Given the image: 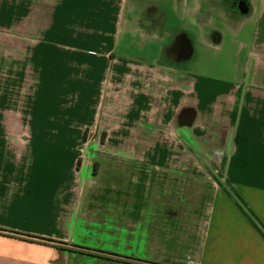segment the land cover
<instances>
[{
	"label": "crops",
	"instance_id": "0c3cea01",
	"mask_svg": "<svg viewBox=\"0 0 264 264\" xmlns=\"http://www.w3.org/2000/svg\"><path fill=\"white\" fill-rule=\"evenodd\" d=\"M3 2L0 264H264V0Z\"/></svg>",
	"mask_w": 264,
	"mask_h": 264
},
{
	"label": "rangeland",
	"instance_id": "374dc122",
	"mask_svg": "<svg viewBox=\"0 0 264 264\" xmlns=\"http://www.w3.org/2000/svg\"><path fill=\"white\" fill-rule=\"evenodd\" d=\"M10 3H11V0H4V2H3L4 7H2V9H1L2 13H6L7 11H10ZM85 18H87V17H85ZM87 27H89V26H87ZM246 36H247V33H245V35H243L241 38L242 39L246 38ZM227 43H228V40L225 39L226 46L223 47L221 50L219 47L218 48L212 47L209 50L206 49L204 51V53L202 54L200 62L195 65L198 74H200L202 76L210 77V79L213 81V83H215V86H217L218 88H222V89L223 88L225 89L226 87H231L232 85L237 83L236 77L238 76V71H239V67H240V65H238L233 60V58H230L228 56V54H227V51H228ZM86 47H87V45L83 46V48H86ZM67 84H68V88H67V99H68V96L71 95L74 87H72L71 81H70V83L67 82ZM79 86L81 89H85L88 85L86 83L84 85H82L80 83ZM81 89H79V91ZM79 91H77V92H79ZM95 97H96V94H94V95L92 94V95L87 96V97H85L84 95L81 94L80 100L83 101V108L88 106V109H91V107H93V105L95 104ZM77 104L80 107L81 103L78 102ZM83 108L79 113L75 112V111L74 112H68L67 111V116H69V121H71L73 123H77L78 125L82 124V123L88 124L91 121L92 113L90 111H87L83 115V112H84ZM88 134H89V129L85 130V138L88 136ZM104 135L105 134H103V136ZM165 139H167V138H165ZM139 145L140 144H137V145L133 144L132 150H140ZM165 145H167L169 148L172 147L171 144H165ZM116 147H117V150H123V145H117ZM176 150H183L182 146H179V148H177ZM81 162L82 161H80V163ZM196 166H201L198 161L196 163ZM95 167L98 168V165H95Z\"/></svg>",
	"mask_w": 264,
	"mask_h": 264
},
{
	"label": "clouds",
	"instance_id": "9594fccd",
	"mask_svg": "<svg viewBox=\"0 0 264 264\" xmlns=\"http://www.w3.org/2000/svg\"><path fill=\"white\" fill-rule=\"evenodd\" d=\"M217 155L220 156V155H223V153L219 150H217Z\"/></svg>",
	"mask_w": 264,
	"mask_h": 264
},
{
	"label": "trees",
	"instance_id": "16d2710c",
	"mask_svg": "<svg viewBox=\"0 0 264 264\" xmlns=\"http://www.w3.org/2000/svg\"><path fill=\"white\" fill-rule=\"evenodd\" d=\"M84 137H85V134H84Z\"/></svg>",
	"mask_w": 264,
	"mask_h": 264
}]
</instances>
